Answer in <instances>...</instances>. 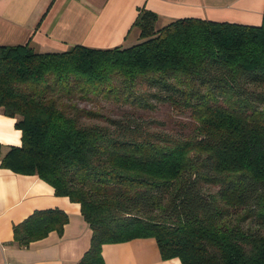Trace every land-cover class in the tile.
I'll return each instance as SVG.
<instances>
[{
	"label": "trees",
	"instance_id": "trees-1",
	"mask_svg": "<svg viewBox=\"0 0 264 264\" xmlns=\"http://www.w3.org/2000/svg\"><path fill=\"white\" fill-rule=\"evenodd\" d=\"M157 18L138 8L129 46L0 44V110L21 131L20 145L0 144V163L79 203L91 238L76 264H105L104 244L142 237L181 264H264V11L258 25ZM89 94L189 109L196 125L168 139L133 113L102 124L79 105ZM249 217L255 227L242 225ZM67 222L59 208L35 209L11 244L61 234Z\"/></svg>",
	"mask_w": 264,
	"mask_h": 264
},
{
	"label": "crops",
	"instance_id": "crops-1",
	"mask_svg": "<svg viewBox=\"0 0 264 264\" xmlns=\"http://www.w3.org/2000/svg\"><path fill=\"white\" fill-rule=\"evenodd\" d=\"M154 11L156 22L195 16L258 25L264 0H0V44L28 43L35 51H64L74 44L107 48L136 43L133 25L138 8ZM15 118L0 110L2 153L20 145ZM59 208L68 215L61 234L50 231L27 247L11 244L13 226L35 209ZM91 228L80 205L36 174H24L0 163V264H76L90 245ZM105 264H181L162 259L152 237L102 246Z\"/></svg>",
	"mask_w": 264,
	"mask_h": 264
},
{
	"label": "rangeland",
	"instance_id": "rangeland-1",
	"mask_svg": "<svg viewBox=\"0 0 264 264\" xmlns=\"http://www.w3.org/2000/svg\"><path fill=\"white\" fill-rule=\"evenodd\" d=\"M161 22H156V26H160ZM78 98V96H75ZM79 105L87 108L95 113H97V117L94 121L104 124L106 118L109 117H118L123 113H133L135 117L141 122L143 119L152 120L154 123L151 126L150 130H155L160 132L161 137H166L171 139L173 137L182 138L186 137L191 133L196 123L193 117L190 114L189 109H178L175 110L170 104L164 103L158 105L155 110L152 111H144L133 108L129 105H123L117 100L113 99H104L103 96L96 94H89L88 97L79 100ZM167 136H166V135ZM169 136V137H168ZM210 189L215 190V187H210ZM228 219L232 216V222H236L237 215L236 213L242 214V208H237V210L233 211L229 210ZM236 212V213H235ZM251 217L248 220H245L242 225L243 226H251L255 227V224H252ZM231 221V220H230ZM251 221V223H249Z\"/></svg>",
	"mask_w": 264,
	"mask_h": 264
}]
</instances>
